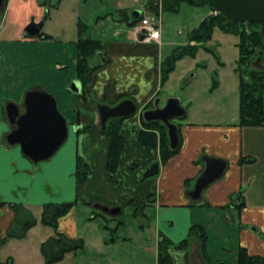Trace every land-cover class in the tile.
Returning <instances> with one entry per match:
<instances>
[{"label":"crops","instance_id":"obj_1","mask_svg":"<svg viewBox=\"0 0 264 264\" xmlns=\"http://www.w3.org/2000/svg\"><path fill=\"white\" fill-rule=\"evenodd\" d=\"M25 1L7 0L4 12L10 9L11 14H16ZM48 2L44 0L38 7ZM100 3L99 10L105 9L107 2ZM143 3L141 0L129 12L119 9L110 18L116 26L122 25L121 21H125L127 16L131 20ZM35 15L37 21L40 14ZM24 19H21L20 25ZM90 20L97 26L103 21L100 15L95 17L94 14ZM13 30L14 36L10 37H18L20 27ZM163 34L161 30V43L137 40L127 23L123 34L118 31L107 34L104 29L92 31L89 36L101 40L104 47L103 53L96 54L92 64H103L93 71L90 82L83 88L84 97L77 99V107L82 112L81 122H90V126L77 131L74 125V130L68 131V144L64 141L66 147L41 165L22 155L18 146L5 142L3 135L9 127L0 115V202L6 203L0 206L1 236H4L14 217L7 203H21L32 213H37L40 205L53 201L54 197L60 202L76 200L65 214L58 217L57 230L68 238L83 242L80 249L67 252L56 264H65L68 260L71 264L76 263L83 257H86L83 264H126L131 257L144 264H156L160 234L175 244L186 237L189 227L195 223H201L206 232L205 251H202L200 241L191 237L187 252L175 247L168 249L172 264H214L213 256L217 251L221 256L234 254L233 259L230 256L232 262L224 258L221 260L232 264L239 246H244L250 255L264 256V193L252 190L243 181H248L250 174L255 176L250 168L254 170L257 158L252 153L254 147L264 153V136L256 138L252 131L255 127L239 126L236 119L222 122L186 120V105L191 102L190 96L183 94L184 104L174 88L163 87L161 82L160 65L166 57L162 58L159 53ZM192 75L184 78L183 87L191 82ZM196 77L197 72L194 73ZM170 96L178 97L185 108L184 116L174 121L180 139L179 151L162 164L158 150L159 133L145 127L146 121L136 112L122 120L120 134L124 138V147L115 177H111L106 166L110 138L100 129L94 101L113 104L129 97L143 110L156 98L159 105H163ZM259 128L264 130V125ZM204 155L223 158L226 167L222 176L202 191L201 198L193 200L188 191L202 170ZM242 155L253 161L240 164L238 160ZM77 156L87 166L86 178L79 185L74 175ZM155 160L159 161V174L140 181L144 169ZM148 195L153 196L152 202H147ZM132 200L147 202L140 214H133ZM240 201L243 205L239 208ZM95 204L119 207L120 210L110 215ZM125 210H128L127 217H118L125 214ZM116 222L117 228L110 234L108 228ZM126 228H130L131 232L127 233ZM150 228H153V239L150 238V241L153 240L154 246L151 254L145 252L142 244L147 241L142 237ZM52 234L49 226L36 223L25 237L11 238L0 247V261L11 258L13 264H42L40 243ZM133 238L136 243L128 255L122 254L123 250L118 253L121 245L126 247ZM146 259L148 262H145Z\"/></svg>","mask_w":264,"mask_h":264},{"label":"rangeland","instance_id":"obj_2","mask_svg":"<svg viewBox=\"0 0 264 264\" xmlns=\"http://www.w3.org/2000/svg\"><path fill=\"white\" fill-rule=\"evenodd\" d=\"M30 1H25L16 14L14 12L11 14L8 9L2 16L1 12L3 11L0 10V106L8 100L20 105L23 93L27 89L40 86L55 96L58 109L68 122V131L74 130L73 109L76 106L74 104H77V96L71 91L68 92L67 89L75 72L76 49L74 42L78 37V30H82L85 36L91 35L93 30L100 32L102 29L107 34H111L113 31L123 34L126 22L121 21L122 25L116 26L110 16L116 14L119 9L129 12L138 6L141 0H60L55 5H50L49 1L43 6L40 5L41 7H38L36 0ZM101 1L107 2V4L105 9L99 10ZM143 1L145 2L143 6L146 8L148 0ZM154 1L158 2V0ZM35 14H40L39 19L44 18L45 20H43L41 31L43 34H47L46 38H32L24 34L28 18L36 16ZM46 14L48 16L44 17ZM92 14L95 17L100 15L103 19L102 23L98 26L95 25L90 20ZM210 14H212L211 8L208 5L196 6L186 2L179 5L177 13L162 12L161 27L164 34L163 43L159 46L160 56L168 57L181 46L188 44V33ZM23 17H25L23 20L25 23L20 25ZM26 20L28 21L26 22ZM18 27H20L18 37L11 38V35L14 36L13 28ZM237 42L235 34L214 27L210 38L200 42V46L194 49L193 55L186 53L176 60L174 69L163 80L162 85L174 88L176 93L180 94L184 104L186 103L183 94L190 96L191 102L186 105V120L222 122L236 119V123L238 122V75L235 71L238 56ZM254 66L258 65L254 64ZM195 72H197L196 78H194ZM190 75L193 76V79L183 87L184 78ZM94 103L103 102L94 101ZM252 127H255L252 131L256 138L264 136L262 128ZM67 140L69 141V134ZM67 140L66 144H68ZM64 144L51 158L60 154L59 151L61 152L66 147ZM18 150L20 151L19 146ZM252 156L257 158L254 170L253 167L250 168L252 172L254 171L255 176L250 174L248 181H243L244 184L250 185L252 190L257 189L264 193V153L258 147H254ZM45 161L39 162V165ZM52 198L51 202H60L56 201L54 197ZM127 212L128 210H125V214L118 217L125 219ZM33 216L39 219L40 210L33 213ZM126 232L130 233V228H126ZM146 233L142 239L147 238V241L142 244H144L145 252L150 253L154 250L153 240L150 241L153 228L148 229ZM134 238L126 247L121 245L122 249L119 248L118 253L123 250L122 254L128 255L135 246ZM136 240L141 242L138 238ZM233 255L221 256L217 251L213 256V263L216 264L223 258L227 262H232ZM216 256L221 257L217 259ZM85 258L83 257L82 261L72 264H83ZM145 262H148L147 259ZM65 264L71 263L68 260V263ZM126 264L144 263L131 257L127 259Z\"/></svg>","mask_w":264,"mask_h":264},{"label":"trees","instance_id":"obj_3","mask_svg":"<svg viewBox=\"0 0 264 264\" xmlns=\"http://www.w3.org/2000/svg\"><path fill=\"white\" fill-rule=\"evenodd\" d=\"M6 0H4L5 5ZM189 3L196 6L211 5L206 0H160L162 12L177 13L181 3ZM146 8L149 11L156 12L157 4L154 0H148ZM128 26H132L137 22V19H125ZM80 24V23H79ZM214 27L225 32H231L237 36L238 56L236 59L235 71L238 75V122L239 126H261L264 125V42L263 35L260 31V25L255 22H233L228 21L223 15L210 14L201 20L198 26L188 33V41H195L194 44H186L180 49L175 50L170 56L165 57L160 65L161 82L168 76L175 67V62L186 53L193 55L194 49L200 46V42L209 39ZM85 28V25H83ZM47 34L42 35L46 38ZM76 49L75 72L73 78L80 81L82 91L80 94H75L78 97H84L83 88L90 82L93 71L100 67L103 63L99 62L92 64L96 53L103 51V43L99 39L85 36L82 30H78V37L74 42ZM103 53V52H102ZM259 58V66L257 64ZM106 62V61H105ZM69 92V89H67ZM76 99V100H77ZM69 100V98H67ZM73 103V101H71ZM76 102V101H75ZM74 102V103H75ZM151 102L146 104L149 107ZM73 109L74 123H81L82 112L79 111L77 104ZM0 115L4 120L3 105L0 106ZM123 117L111 118L107 121L105 129L102 133L110 138V145L107 154V171L111 177H115V171L118 165V159L124 147V138L120 134V126ZM145 127L151 130H157L159 133V159L162 164H165L169 158L175 155L180 148V139L175 149H170L166 128L158 121L144 122ZM90 126V122L83 124L77 131H81ZM253 161L252 158L246 155L240 156L238 162ZM87 174L86 163L80 156L75 160L74 175L76 183L79 185L84 182ZM240 196V195H239ZM241 200V198H240ZM153 196L148 195L147 202H152ZM137 200L130 201L134 205L133 214H140L141 209L147 204ZM76 200L61 201V202H45L40 205L39 219L33 216L32 211L21 203H7L9 208L13 211L14 217L7 228L4 236L0 235V247L4 245L11 238H23L26 236L28 230L40 223L49 226L53 230V234L40 243V252L43 256L42 264H56L62 260L67 252H75L83 246L81 239H71L57 230L58 217L65 214L74 204ZM6 204L0 202V206ZM243 202L237 205L241 207ZM121 222V221H119ZM118 222L113 227L108 228L110 234L116 230ZM191 237L197 238L201 243L202 251H205L206 232L201 223L192 224L185 238L178 243H172L166 236L160 234L156 247V264H172V257L168 252L170 247L180 248L186 251L189 239ZM0 264H13L11 258L5 261H0ZM232 264H264V256L250 255L244 246H239L236 252V260Z\"/></svg>","mask_w":264,"mask_h":264},{"label":"water","instance_id":"obj_4","mask_svg":"<svg viewBox=\"0 0 264 264\" xmlns=\"http://www.w3.org/2000/svg\"><path fill=\"white\" fill-rule=\"evenodd\" d=\"M50 5H55L57 0H49ZM211 7L225 19L233 22H255L260 25L264 42V0H206ZM37 4H43L44 0H36ZM4 0H0L2 8ZM133 13V16L138 15ZM43 19L34 21V17L24 27V33L31 37H37L41 33ZM259 61V58H257ZM68 89L79 93L81 84L78 79H73ZM156 98L151 108L141 111V116L146 122L159 121L167 132L168 143L171 149H175L179 143L177 125L172 119L183 117L185 108L178 97L166 98L163 105H159ZM95 109L98 115L100 129L104 130L106 123L111 118L128 117L136 113L137 104L132 98H123L110 105L108 103H96ZM6 121L10 127L5 134V141L10 145H18L20 153L30 159L32 163H38L50 158L64 143L68 135V123L65 116L59 111L54 95L40 87L27 89L22 96L21 105L9 100L4 104ZM203 166L200 174L195 178L188 195L197 200L202 196V191L212 182L220 178L226 167V160L219 157L204 155ZM159 161L151 162L142 172L140 181L156 177L159 174ZM103 212L115 215L119 207H108L95 204ZM216 264H227L223 261Z\"/></svg>","mask_w":264,"mask_h":264},{"label":"built area","instance_id":"obj_5","mask_svg":"<svg viewBox=\"0 0 264 264\" xmlns=\"http://www.w3.org/2000/svg\"><path fill=\"white\" fill-rule=\"evenodd\" d=\"M160 7V6H159ZM161 31V9L151 15H143L139 21L130 29L134 38L141 41H160Z\"/></svg>","mask_w":264,"mask_h":264}]
</instances>
